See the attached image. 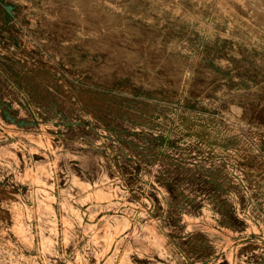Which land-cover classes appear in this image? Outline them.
<instances>
[{"label":"rangeland","instance_id":"obj_1","mask_svg":"<svg viewBox=\"0 0 264 264\" xmlns=\"http://www.w3.org/2000/svg\"><path fill=\"white\" fill-rule=\"evenodd\" d=\"M263 17L0 0V264H264Z\"/></svg>","mask_w":264,"mask_h":264},{"label":"bare ground","instance_id":"obj_2","mask_svg":"<svg viewBox=\"0 0 264 264\" xmlns=\"http://www.w3.org/2000/svg\"><path fill=\"white\" fill-rule=\"evenodd\" d=\"M217 6H218V5H217ZM84 10H85V9H84ZM85 11H86V10H85ZM65 14H66V13H65ZM100 14H101V13H100ZM90 16H91V14H90ZM263 18H264V17H263ZM263 18H262V19H263ZM106 20H107V19H106ZM110 21H111V20H110ZM101 22H102V21H101ZM108 22H109V21H108ZM101 28H102V27H101ZM121 28H122V27H121ZM122 36H123V35H122ZM123 37H124V36H123ZM122 46H123V45H122ZM150 47H151V46H150ZM156 49H157V48H156ZM154 52H155V51H154ZM125 53H126V52H125ZM154 54H155V53H154ZM166 54H167V53H166ZM166 56H167V55H166ZM161 58L163 59V57H161ZM167 58H168V57H167ZM159 59H160V57H159ZM162 59H161V60H162ZM170 63H171V62H170ZM170 63H169V64H170ZM171 64H172V63H171ZM179 64H180V62H179ZM129 65H130V64H129ZM176 66H177V65H176ZM129 67H130V66H129ZM176 69H177V68H176ZM178 69H179V68H178ZM178 75H179V74H178Z\"/></svg>","mask_w":264,"mask_h":264}]
</instances>
